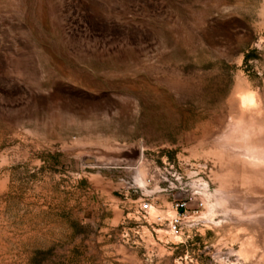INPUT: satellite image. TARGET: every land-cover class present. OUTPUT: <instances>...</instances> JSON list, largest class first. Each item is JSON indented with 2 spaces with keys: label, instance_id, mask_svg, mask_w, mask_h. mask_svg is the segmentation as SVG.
Here are the masks:
<instances>
[{
  "label": "rangeland",
  "instance_id": "1",
  "mask_svg": "<svg viewBox=\"0 0 264 264\" xmlns=\"http://www.w3.org/2000/svg\"><path fill=\"white\" fill-rule=\"evenodd\" d=\"M0 264H264V0H0Z\"/></svg>",
  "mask_w": 264,
  "mask_h": 264
},
{
  "label": "built area",
  "instance_id": "2",
  "mask_svg": "<svg viewBox=\"0 0 264 264\" xmlns=\"http://www.w3.org/2000/svg\"><path fill=\"white\" fill-rule=\"evenodd\" d=\"M172 174L175 175V172H172ZM175 176L176 178L180 177L179 174H176ZM187 176L189 177L188 181L184 182L183 184H180V187H183L185 184H191L195 186L194 191L203 190L205 192H211L210 183L206 178H204V176H202L201 174L194 173H188ZM178 180H180V178H178ZM139 205L141 209L147 210L151 206V201L149 199H145L141 201ZM197 205H204L203 200L199 199L197 201ZM174 207L175 212L168 219V227L172 232H177L180 229V221L182 215H184L188 210V201L185 198L177 197L174 201Z\"/></svg>",
  "mask_w": 264,
  "mask_h": 264
},
{
  "label": "bare ground",
  "instance_id": "3",
  "mask_svg": "<svg viewBox=\"0 0 264 264\" xmlns=\"http://www.w3.org/2000/svg\"><path fill=\"white\" fill-rule=\"evenodd\" d=\"M245 100H249V101H252L253 102V100H255V99H254L253 94L252 93H249L248 95L245 96Z\"/></svg>",
  "mask_w": 264,
  "mask_h": 264
}]
</instances>
